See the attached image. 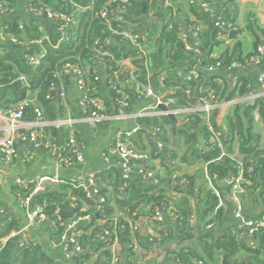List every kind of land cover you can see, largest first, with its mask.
<instances>
[{"label": "trees", "instance_id": "obj_1", "mask_svg": "<svg viewBox=\"0 0 264 264\" xmlns=\"http://www.w3.org/2000/svg\"><path fill=\"white\" fill-rule=\"evenodd\" d=\"M40 1L68 16L73 14L74 9L70 5L66 6L61 0L56 2L52 0ZM120 1L96 0L93 8H91V0H76L84 7V10L75 17L78 23L67 29V38L61 43V34L58 32L56 35L50 34L49 39L44 40V25L35 19L27 20L23 24L10 25L11 34H14L20 42L43 40L42 46L46 54L40 58V65L37 67L29 65L26 56L35 53L42 54L43 50L39 45H32L30 49L16 45L18 49L16 53L10 52L0 56V110H9L16 103L28 99L31 95H36L45 120L49 122L65 120L64 105L62 101L56 99L55 94L50 92V88L53 84L60 85V78L63 77L62 73L65 71V64L72 63L85 71L86 83L91 96L103 97L101 91L103 87H106L111 91L116 103L118 100L125 98L130 104L126 112L132 113L136 108L134 96L136 88L147 84L149 69L145 58H141L137 51L128 47L124 38L114 36L101 19L100 13L104 7L112 6L116 8L121 4ZM141 1L131 0L128 15L121 13L118 17L113 16V28L117 29L119 25L123 24L128 25L129 22L133 23V21L140 18L143 14ZM191 6L194 13L200 14L201 17L204 15L199 13L202 11L199 10L200 6L198 4H192ZM3 7L10 10L12 7L11 1L0 0V12ZM0 16L2 15L0 14ZM55 27L57 29V25ZM209 28L208 32L202 36L205 42L201 47L202 51L209 53L208 56L210 55L208 50L216 44L218 34L217 31L214 32L211 25ZM180 29V24L173 17L170 26H165L162 29L159 37L154 42V46L152 43L153 50L151 48L149 52L147 51L152 69L161 78V87L164 88L161 93L166 92V94H163L164 99L173 101L171 104L172 109L190 108L195 101H199L205 95V90H217L220 93V87L212 82L210 83L206 74L202 72L199 73L198 78L188 80L190 72L193 69L196 70L203 56L187 49L185 42L180 38ZM104 52H108L111 57L102 56L101 53ZM127 60H131L133 64V71L130 74L121 67V63ZM213 62L212 58L207 61L204 60L202 68L209 67L214 64ZM101 65L104 66L107 77L105 84L102 81H94V77L97 76V69ZM136 75L138 77L134 80L133 76ZM22 76L27 77L29 80L31 91L18 81ZM238 90L236 89L233 93L227 95L225 89L221 99L227 96V100L230 101L236 95L242 97L246 92L245 87L239 90V94ZM187 91H190L189 96L186 95ZM260 100L254 106L241 107L236 105L232 109L227 118L229 131L227 135L220 138L223 147L213 139L201 114H191L189 119L192 128L207 139V145L204 146L189 139L187 129L178 127L168 117L139 118L138 122L142 125L143 133L148 132L149 127H161L163 132L156 137L158 141L164 144V151L159 154L163 159L171 152L169 149L171 139L168 128L173 137H183L190 147L181 161L189 162L190 166L199 163L206 164L207 172L215 188L221 189L219 186L220 181L229 179L232 174L237 175L238 165L241 163L245 168L246 178L251 181L248 185L251 198L253 195L255 200L264 203V144L261 142V136L256 135L254 132L255 119L253 116V113L259 107V112L264 120V101ZM28 114L32 116L31 111ZM212 122L215 124L214 118ZM43 132L45 138L55 139L56 141L61 136L64 139H70L71 135V130L66 126L61 128L48 126ZM76 137L77 140L80 139L77 133ZM78 142L80 143L79 140ZM149 143L152 145L153 154H156L155 144L151 140H149ZM237 144L240 148V155L243 156L241 159L232 156L235 154L234 146ZM223 153H225L224 156H222ZM173 154V158H178L176 152H173ZM251 167L254 171L248 175L247 170ZM164 168L166 176L158 173L154 184L139 181L130 182L128 189L125 191L118 188L113 199H109L106 205L103 206L104 216L98 211L96 200L88 199L82 189L74 187L73 181L36 196L35 204L45 205V212L54 221V225L50 226L49 231L51 230L52 240L57 242L65 234L67 226L72 221L91 216L92 220L85 229L89 233L84 234L82 237L86 252L74 258L71 262L72 264H84L85 260L91 256L88 253V250H90L94 253L100 251V257L106 260L105 264H108L112 257L113 240H111V237L114 238V235L107 237L105 241H101L97 237L103 232L101 222L107 220L106 225H108L110 219L118 216L117 211H120L129 215L130 221L134 224L141 219V213H138L145 204L150 203L153 207L149 213L147 210L142 211V213H148L150 218H154L157 209L161 208L162 211L171 205L172 199L169 198L171 193L183 194L186 197L183 199V201H186L184 205H187L188 197L196 194L194 190L197 183L194 176L184 173L183 178L180 179L171 175L170 165H166ZM108 173H110V176L114 174L113 171ZM106 174L102 173L100 176L107 182ZM183 181H186L185 184L188 186H183ZM226 189L229 194L230 186H227ZM13 190L21 200L28 193L26 189L17 186ZM218 192L221 195L219 190ZM198 197L196 205L198 219L204 222L205 228L211 226L212 229H206V232L199 236L198 248L186 247L174 250L171 253L172 261L177 264H196L199 261H203V264H220L223 260L234 264H264V234L249 238L247 233L240 230L238 226L231 227L228 234H222V227L228 222L230 209L221 207L219 198L207 188H203ZM4 206V203L0 200V207ZM85 206H91V209L84 211ZM174 211L176 213V219L174 220L166 213L165 215L169 217L170 238L175 237L180 241L189 229V222L193 213L183 209L181 205L175 207ZM63 212H68V216L59 220L58 218ZM118 217L119 230H124L120 233L124 236L119 237V248H122L119 253L121 258L119 264H136L132 247L131 223L124 221L120 216ZM20 230L21 227L17 221L2 217L0 219V247L5 237L14 231ZM234 231L236 234H233ZM21 238L13 239L6 244L0 254V264H66L51 257L39 243L27 240L22 245Z\"/></svg>", "mask_w": 264, "mask_h": 264}, {"label": "crops", "instance_id": "obj_2", "mask_svg": "<svg viewBox=\"0 0 264 264\" xmlns=\"http://www.w3.org/2000/svg\"><path fill=\"white\" fill-rule=\"evenodd\" d=\"M12 7L6 15L0 16V56H4L7 53L17 52V46H24L25 42L22 44H16L11 41L9 35L11 34L9 27L13 24H23L27 20L35 19L44 25L43 38L48 40L50 34L56 35L55 23L44 16H36L28 12L27 6L33 0H10ZM45 1V0H44ZM57 1V0H52ZM142 7L145 4L146 13H144L140 18L135 21L129 22L130 24H135L138 26L139 31L142 33L145 39V46L147 51L154 46L155 40L159 37L162 29L169 25L170 21L176 19L180 24V38L185 42L187 49L193 51L197 55L203 56L200 64L197 66L196 70L193 69L189 75L198 78L200 72L206 74L209 82L220 87V93L217 90H211L219 99L220 102L228 101L227 96L221 99L224 90L226 89L227 95L233 93L236 89H242L245 87L246 92L242 97L236 95L235 98L230 100L231 102H239L236 105L241 107H250L256 105V102L246 101V97L259 91L261 88V76L264 74V55L262 57V62L260 65H255L253 58L257 55L258 47L264 48V0H220V2L211 5L209 9H199L202 12L196 14L192 11V6L190 0H173V8L170 11L166 9L162 10L161 5L155 0H142ZM198 3V2H197ZM71 8H73L71 6ZM74 9V8H73ZM80 14V13H79ZM222 14L225 22L228 24L226 29V34L221 35L219 30L215 26L216 17ZM125 15H128L127 13ZM199 15V16H198ZM159 16V18L157 17ZM210 25L213 27L214 32L217 31L216 44H214L209 50L210 55L208 56L201 47L205 40L202 38L208 30ZM195 28L200 31L196 32ZM234 28L237 30L234 31ZM183 35V37H182ZM207 42V37H206ZM24 43V44H23ZM27 43V42H26ZM26 47V46H25ZM43 49V46H41ZM153 50V48L151 49ZM213 59V63L207 68H202L204 60ZM146 65L149 69L148 82L153 87L157 94H166L165 91L161 93L164 89L161 87V78L157 76L156 72L152 69L151 62L149 59V53L145 57ZM220 64L213 71L210 70L212 66ZM121 67L127 70L128 74L133 71V64L131 60L123 61ZM97 73L103 78L102 83L107 82V77L105 73V68L101 65L97 69ZM62 82L66 89V97L61 98L56 94V99L62 101L65 111V120H74L77 123L69 127L71 132L77 133L78 140L80 141V150L83 155V160L81 162L77 161L69 152V139H64L62 136L57 139L51 140V138H45L43 136L44 130L41 132L42 140L44 141V146L41 148H35L31 144H21L18 143V154L15 161L12 164H6L0 160V200L4 203L5 213L0 215L9 219H14L18 222L21 229L25 227L26 215L21 199L18 194L13 190L14 187H20L17 184L18 180L24 181L26 184H34L39 178L45 175H59V177L66 182L77 181L82 179L84 176H95V181L97 186L101 189V198L113 199L115 191L119 188L123 190V173L119 166V157L116 154L113 143L116 135L121 131H133L136 128L138 132L130 139L129 144L133 147H138L143 151L152 152V145L149 140L153 141L156 150L158 148V138L153 132L155 127H149L148 132L143 133L142 125L139 124V119H128V120H111L105 125H100L97 127H91L86 124L83 120L85 119V111L81 107L82 95L77 87L76 77L71 71H63ZM239 90L237 91L239 94ZM236 92V93H237ZM103 97L100 100L105 103L108 113L112 117H116L119 114H123V110L120 108L119 103L112 97L111 91L103 87L101 91ZM136 108L132 113H140L144 110L146 112L151 111L154 107L155 102L153 100L149 101H139L136 97ZM35 103L37 101L36 95H31L29 97ZM105 98V99H103ZM264 101V99H261ZM260 100V101H261ZM241 101H243L241 103ZM233 105L227 110H215L210 117L209 121H206V126L208 124L216 130V133H222V136L227 135L229 131L227 118L232 112V109L236 106ZM199 102L195 101L190 109L199 107ZM189 109V108H188ZM190 115L186 116H175V121H173L178 127L187 129L189 133V139H192L195 143L204 146L207 145V139L199 132L195 131L192 126H187L186 120L189 119ZM255 123L254 132L256 135L261 136V142L264 144L263 136L264 134L257 131V124L261 126L264 130V120L259 112V107L253 113ZM170 119V117H168ZM215 119V124L212 122ZM52 125V124H51ZM170 143L169 149L170 154L166 156L165 159L161 158V163L156 165L158 173L165 175V166L170 165L171 175L182 179L184 173H189L190 176H194L196 179V189L194 193L196 194L192 197H188L187 205H184L186 201H183L186 197L183 194L171 193L169 198L172 199L170 206L166 207L164 210L160 211L161 208L156 210L163 212V214L168 215L169 210H173L175 207H183L193 215V222H189V229L184 234V236L178 241L174 238H170L171 227L169 224V217L166 218L164 222H158L154 218H150L148 213L151 211L153 205L148 203L143 206L139 211L142 217L137 221L138 230H134V225L130 221V216L124 212L117 211L124 221H129L131 223V234H132V247L135 253L136 264H177L172 261V252L178 248L186 247H199V236L206 232L204 222L198 219L196 214V205L198 202V195L201 194L203 188H207L213 191V194L217 196L215 190L218 188L214 187L212 181L207 177V165L199 163L193 166L189 165V162L181 161L182 156L178 158H173V152L178 153L180 150L185 153L189 150V147L183 137H173L170 129L168 128ZM143 133V134H142ZM197 134L196 139L192 138V135ZM214 135V134H213ZM212 135V136H213ZM172 137L176 144L174 150L172 144ZM220 137V138H221ZM220 138L213 136V139L220 143ZM143 143V145H142ZM221 147L222 143H220ZM179 148V149H178ZM164 151V150H163ZM235 154L232 155L234 158H243L240 155L239 145L234 146ZM183 155V156H184ZM65 160H71L70 165L65 164ZM180 167V168H179ZM114 172L110 176L108 172ZM102 173H107V182L100 176ZM157 173V174H158ZM137 178H132L131 182H139ZM143 182V181H142ZM183 181V186H188ZM250 184V183H249ZM60 185L63 184H49L47 186V192L49 190H55ZM218 189L221 195L217 196L219 198L220 206L229 208L230 215L226 225L222 227V234H228L231 227L240 226L241 223L237 221L234 217L233 203L230 197V193H227L226 187L229 186L226 181H220ZM46 192V193H47ZM199 194H198V193ZM184 197V198H183ZM99 198V197H98ZM106 201V202H107ZM245 216L249 219H258L264 217V203L262 201L255 200V197L250 196V191L247 192L245 198ZM174 202V203H173ZM91 206H85L84 211H88ZM177 209V208H176ZM148 211L147 214L142 213V211ZM165 215V216H166ZM172 218V217H170ZM208 220V218H207ZM91 220H85L77 225L79 231L83 234H87L86 227L90 224ZM72 223V222H71ZM102 224V222H101ZM135 224V223H134ZM46 225H37L25 232L23 238L39 243L46 249L51 257L57 261H61L66 264H72L71 260H68L65 255V250L63 247L53 246V238L51 235V230L49 231ZM245 232V231H244ZM248 233V232H247ZM121 236H124L121 234ZM153 238V241L151 240ZM245 239V238H244ZM246 240V239H245ZM122 249V248H121ZM119 248V252L121 250ZM90 258L86 259L84 264H105L106 260L101 256V252L98 251L94 253L90 252ZM75 263V262H74ZM222 264V261L221 263ZM234 264V263H232ZM244 264V263H243Z\"/></svg>", "mask_w": 264, "mask_h": 264}, {"label": "built area", "instance_id": "obj_3", "mask_svg": "<svg viewBox=\"0 0 264 264\" xmlns=\"http://www.w3.org/2000/svg\"><path fill=\"white\" fill-rule=\"evenodd\" d=\"M62 3L66 4V6H72L74 8L73 14L68 16L61 11H56L52 6L43 4L40 0H33L27 6L28 12L36 16H44L51 20L57 25V32L61 34L60 43L64 41L66 37V31L71 25H76L78 20L75 18L79 13H82L84 7L81 6L76 0H61ZM96 0H91V8L95 4ZM116 1V0H115ZM158 1L161 5V9L166 11H170L173 8L172 0H155ZM198 2V3H197ZM220 2V0H190V4H198L201 9H209L211 5ZM121 4L118 7L113 8L112 6L104 7L101 10L100 16L102 21L109 27V30L114 36H118L120 38H124L125 44L137 51L140 54L141 58H145L147 56V49L145 46V39L142 33L139 31L138 26L135 24L128 25H119V28L115 29L112 26V17L119 16L121 13L129 14V7L131 5V0H121ZM9 8H2L0 14L6 15L9 13ZM159 18V16H157ZM215 26L217 30L221 33L222 36L226 34V29L228 24L225 22L222 14H219L216 17ZM170 23V22H169ZM167 26H170V24ZM23 28V27H21ZM196 32L200 30L195 28ZM237 29L234 28V31ZM182 31V29H181ZM180 31V34L182 32ZM11 41L16 44H22L19 39L13 34L9 35ZM183 37V35H182ZM43 41V40H42ZM42 41L36 42H27L23 43L28 49L32 45L42 46ZM41 53L28 54L26 56V60L29 65L37 67L40 65V58L44 57L46 54L45 50L42 49ZM41 54V55H40ZM104 57H111L108 52L101 53ZM264 55V48L258 47L257 55L253 58V63L255 65H260L262 62V57ZM220 64H216V66H212L210 68L213 71L216 67H219ZM65 70L71 71L76 77L77 87L82 95L81 99V107L85 111V119L83 120L86 124L91 127H97L100 125H105L111 120H128V119H139V118H147V117H169L170 115L174 116H188L191 114H201L206 121L210 120L211 115L215 110H227L233 105L238 104L239 102H231V101H223L220 102L218 97L210 90H205V95L199 99V107L197 108H178L172 109L171 104L173 101L165 100L164 95L157 94L153 87L147 82V84L141 85L136 88V97L139 101H149L153 100L155 102L154 107L151 111L146 112V110L140 113H128L126 112L130 104L129 102L123 98L118 100L120 104V108L123 110V114H119L116 117H112L106 108L104 102L100 100V98H96L95 96H91L89 94L90 90L86 83V73L85 71L72 63L65 64ZM138 76H133V79L136 80ZM195 78L192 75L188 76V80L191 81ZM61 80V78H60ZM29 91H31V85L27 77L22 76L18 79ZM94 81H103V78L97 73V76L94 77ZM50 92L53 94H57L61 98L66 97V89L63 86L62 82L60 85L53 84L50 88ZM186 95H190V91L186 92ZM51 97V96H50ZM48 97V98H50ZM250 99V101L256 102L257 100L264 99V74L261 76V88L259 91L254 92L252 95L250 94L248 98L246 97V101ZM243 101H241L242 103ZM32 112V116H29L28 112ZM77 121L74 120H62L57 122H49L45 120L44 113L42 107L38 102H34L30 98L24 99L18 103H16L9 110H0V160L6 164H12L18 154V143L21 144H31L35 148H41L44 146V141L42 140L41 132L48 126H54L56 128H61L63 126L73 127ZM52 124V125H51ZM187 126H191V120L187 118L186 120ZM139 128L134 129L133 131H121L119 132L114 139V149L116 151L117 156L119 157V166L123 173V191L128 189L129 184L132 178H137V180H141L144 183L154 184L157 179V167L159 165L157 163H161V157L159 154L163 153L164 144L161 141H158L157 153L153 154L152 152L143 151L138 147L130 146L129 141L133 138V136L138 132ZM208 131L216 137H221L222 133H216L215 129L208 124ZM153 132L156 136H159L163 131L161 127H156L153 129ZM213 135V136H214ZM69 152L76 157L77 161L81 162L83 160V155L81 154L80 145L77 140V137L74 132H71L69 139ZM221 146V145H220ZM223 153L222 156H224ZM65 164L70 165L72 163L71 160H65ZM254 169L251 167L247 170V174L253 173ZM207 177L210 179L209 174L207 172ZM227 184L230 186V197L233 203L234 209V217L237 221L241 223L239 226L240 230L245 231L249 238H252L259 234H264V217L258 219H249L245 216V201L244 198L248 192V185L251 182L245 176V168L239 163L238 165V173L232 174L229 179L225 180ZM66 181H63L59 175H45L37 180L34 184H26L24 181L18 180L17 184L28 191L26 197L21 200L23 208L25 210L26 215V224L23 229L20 231H14L7 237L2 240V245L0 247V254L2 249L6 246V244L16 238H21V244L24 245L27 239L23 238L25 232L37 225H46L48 227L54 225V221L51 220V217L45 212L44 204H35V197L41 194H45L47 192V186L49 184H65ZM186 183V182H185ZM212 183V182H211ZM75 188L82 189L88 199H94L97 203L98 211L104 216L103 206L106 205V199L101 198V189L97 186L94 175L84 176L82 179L73 181ZM247 185V189H246ZM217 196H219L218 190H215ZM99 197V198H98ZM161 211V210H160ZM158 211L155 215V219L158 222H164L166 220V216L163 212ZM5 213V209L0 207V215ZM172 219H176V213L173 210H169L167 213ZM62 219L61 215L58 218ZM194 218L191 219L193 222ZM85 220H92L91 216H87L84 218H79L76 221H72L67 226L65 234L62 235L60 240L57 242L53 240V246L63 247L65 250V255L68 260H73L76 257L83 255L86 252V248L84 247L82 237L83 233L78 230L77 225L80 222ZM106 221L102 222L103 232H101L97 237L101 241H105L107 237H111L114 235L112 246V257L110 258L108 264H119L121 258L117 251V247L119 245V237H121V232L123 229L119 230V217H112L109 221V226L106 225ZM134 225V230H138L137 222ZM208 229H212L211 226ZM233 234H236L234 231ZM153 241V238L151 237ZM71 246V248H69ZM196 264H203V261H199Z\"/></svg>", "mask_w": 264, "mask_h": 264}, {"label": "water", "instance_id": "obj_4", "mask_svg": "<svg viewBox=\"0 0 264 264\" xmlns=\"http://www.w3.org/2000/svg\"><path fill=\"white\" fill-rule=\"evenodd\" d=\"M143 7H144V13H146V7H145V4H143ZM169 117H170V119H171L172 121H175V119H176L174 115H170ZM196 137H197V134H196V133H195L194 135H192V138L196 139ZM66 216H68V212H63V213H61V218H65ZM222 264H232V263H229V262H227L226 260H223V261H222ZM244 264H246V263H244Z\"/></svg>", "mask_w": 264, "mask_h": 264}, {"label": "rangeland", "instance_id": "obj_5", "mask_svg": "<svg viewBox=\"0 0 264 264\" xmlns=\"http://www.w3.org/2000/svg\"><path fill=\"white\" fill-rule=\"evenodd\" d=\"M257 131H259L260 133L264 134V130L261 128L260 124H259V125L257 124ZM263 140H264V136H263ZM172 141H174L173 137H172ZM175 144H176V141H174V143L172 144V147H173L174 150H177V149L174 148V145H175ZM178 149H179V148H178ZM177 151H178V153H176V154L178 155V157H179L180 155L183 157L184 153H183L182 151H180V150H177ZM179 168H180V167H179ZM88 249H90V248H88ZM88 251H89V250H88ZM117 251H118V253H120V252H119V245H118V247H117Z\"/></svg>", "mask_w": 264, "mask_h": 264}]
</instances>
